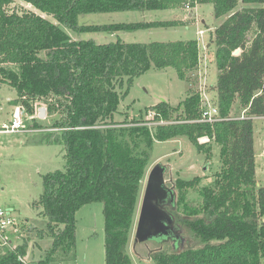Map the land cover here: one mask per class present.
<instances>
[{
	"label": "trees",
	"instance_id": "obj_1",
	"mask_svg": "<svg viewBox=\"0 0 264 264\" xmlns=\"http://www.w3.org/2000/svg\"><path fill=\"white\" fill-rule=\"evenodd\" d=\"M19 1L25 5L16 7L14 0H0V86L15 90L17 98L11 102L25 107L29 116H36L41 104L50 112L62 100L63 118L53 127L73 128L49 132L37 142L63 145L66 166L64 171L44 176V193L33 204L42 207L48 219V230H38V236L48 235L53 241L47 257L34 264H59L72 256L77 240L75 215L91 203L103 206L105 264H132L128 244L153 143L180 136L208 157V143L217 145L221 170L214 187L201 189L202 199L195 206L186 200V192L198 188L200 177L179 181L182 194L177 206L182 211L177 221L189 235V246L179 252L169 243L151 251L149 258L156 264H264V186L257 184L253 118L264 117V0H193V8L214 4L215 17L227 16L211 40L219 74L213 87L218 93L214 106L222 120L214 124L197 121L205 100L196 90L177 106L163 101L147 107V116L156 114L153 121L168 122L156 127L139 126L148 121L145 117L131 123L115 121L125 97L121 87L127 92L141 75L168 68L188 81L202 64L198 40L127 43L118 39L98 44L78 41L67 29L77 34H114L175 28L183 22L87 26L79 18L175 10L188 0ZM239 5L251 6L237 9ZM236 50H240L238 55ZM237 102L247 111L245 119L233 117ZM33 121L34 127H42L39 118ZM200 138L209 141L200 143ZM27 248L26 242L0 255V264H26L22 260Z\"/></svg>",
	"mask_w": 264,
	"mask_h": 264
},
{
	"label": "rangeland",
	"instance_id": "obj_2",
	"mask_svg": "<svg viewBox=\"0 0 264 264\" xmlns=\"http://www.w3.org/2000/svg\"><path fill=\"white\" fill-rule=\"evenodd\" d=\"M16 7H21L19 0H14ZM251 6V5H250ZM249 5H239L237 9L250 7ZM30 7V6H28ZM184 12V7L177 8ZM196 16L194 25L182 23L175 28L157 27L152 30H142L134 33L120 32V36L125 42L129 43H153V42H176L177 40H198L201 47L202 64L189 75V80H182L175 70L168 68L165 70H151L138 79L125 92V86L121 87L120 94L125 95L119 105L115 115V121L129 123L136 120L148 118L145 109L155 106L159 102H169L172 106H177L185 100L190 92L204 91L211 94L208 98L214 103L215 95L213 84L218 79L216 67L215 44L211 49L212 33L214 29L222 24L227 16L222 18L215 17L214 4H197L195 7ZM52 20L46 14H42ZM174 15L169 11H157L154 13L143 12H119L100 15H82L79 18L82 25H101L119 23H138L148 20L174 21ZM191 19V18H190ZM198 30H205L203 39L197 35ZM67 31L78 41L95 40L98 44L110 43L117 39H110V34L106 32H82L77 34L69 29ZM206 48V50H205ZM207 77V79H206ZM218 95V93H217ZM17 94L9 85L0 86V126L7 124L11 118V112L16 108L11 100H15ZM52 103V102H51ZM62 100L55 102V108L47 111V118L40 121L42 127L53 126L63 118ZM39 105V103H37ZM36 104V105H37ZM214 106V105H213ZM48 108L46 105L37 107ZM236 114H241L238 102L234 105ZM29 115L26 113V117ZM247 117V116H245ZM151 122V121H150ZM27 124L34 126V121L29 120ZM255 129V148L257 166V184L264 186V117L254 121ZM42 134L28 133L0 135V206L7 210H13L17 227H12L7 232V237L12 241V246L16 247L27 242V254L24 258L26 264H34L40 259H45L51 250L52 237L45 235L43 238L38 236V230L47 231L48 219L44 216L42 207H35L33 204L40 200L44 193L43 178L49 172L57 170L64 171L66 166L65 149L63 145H42L40 141ZM209 140L200 138V143H207ZM211 155L207 152H199L187 139L180 136L168 141L155 140L152 146L150 165L146 177L142 183V193L138 200L137 212L134 221V229L131 241L128 244V254L132 264H156L149 257V253L158 250L164 244L155 241H147L135 247L134 239L137 230L141 203L143 200L147 178L152 168L162 163L168 169L166 174L167 186L176 188L177 196L182 194L178 187L180 180H193L200 177L201 181L197 189L186 192V200L193 206L198 204L201 199V189L203 187H214L216 175L221 170L220 149L213 143H208ZM101 203L86 204L76 215L77 240L76 248L72 256L59 264H105L106 245L104 215ZM182 211L181 208L178 210ZM185 238L189 235L185 232ZM192 243V242H191ZM62 257L57 255V259Z\"/></svg>",
	"mask_w": 264,
	"mask_h": 264
},
{
	"label": "water",
	"instance_id": "obj_3",
	"mask_svg": "<svg viewBox=\"0 0 264 264\" xmlns=\"http://www.w3.org/2000/svg\"><path fill=\"white\" fill-rule=\"evenodd\" d=\"M239 52L240 50H236L234 54L238 55ZM37 116L42 120L46 119L47 109L39 108ZM166 170V166L160 163L155 165L148 175L135 233V247L151 240L159 244L169 242L177 250L176 242H179V239L181 241L182 237H178L171 228V216L167 215L162 206L166 200L170 204L174 203V192L165 187ZM186 248L187 246H182L178 251Z\"/></svg>",
	"mask_w": 264,
	"mask_h": 264
},
{
	"label": "built area",
	"instance_id": "obj_4",
	"mask_svg": "<svg viewBox=\"0 0 264 264\" xmlns=\"http://www.w3.org/2000/svg\"><path fill=\"white\" fill-rule=\"evenodd\" d=\"M192 2L193 0H188L183 6L184 10H186L187 12H192L195 8V7L194 8L192 7ZM205 33H206L205 30L197 31V35L200 39H203ZM201 92L203 93L202 96H203V99L205 100V103H204V109L202 110L203 111L202 117L198 119L197 121L210 123V124H214L217 121H221L222 118L220 116V111L218 110L217 106L210 105L208 101L207 93H205L203 90ZM46 109L48 111L47 107ZM1 111H2V108L0 107V112ZM26 113H27V110L25 107H23L22 105L16 106V108L11 112V115H10L11 118L9 122L7 124H3L2 126H0V135H10V134L28 135V133H32V132L37 133V134L46 135L49 132H62L66 130H73V128H55L53 126H47V127H41V128H37L32 125L30 126V124H27L29 120H34L35 118H39V117L37 115L36 116L28 115L26 117L25 116ZM155 115H156L155 113L151 112L148 118L151 117L152 120L147 119L148 121L143 122L140 125L139 124L138 125L156 127L159 125L168 124V122L164 120H159L158 122L153 121V119L155 118ZM245 116L246 114L244 113L242 116L237 117V118L245 119L246 118ZM253 118L262 119L260 117H253ZM138 125L129 124L126 126H138ZM103 127H106V126H96L95 128L102 129ZM263 156H264V150H263ZM17 225H18L17 220L15 219L13 210H7L3 208L2 206H0V255L9 253L15 250V247L12 246V241L9 240V238L7 237V232L10 230V228L17 227ZM22 261L25 262V260H22Z\"/></svg>",
	"mask_w": 264,
	"mask_h": 264
},
{
	"label": "crops",
	"instance_id": "obj_5",
	"mask_svg": "<svg viewBox=\"0 0 264 264\" xmlns=\"http://www.w3.org/2000/svg\"><path fill=\"white\" fill-rule=\"evenodd\" d=\"M194 10H195V8H194ZM192 11V12H187L186 10L184 11V12H180V10H178V9H175V10H163V11H169L170 12V14L171 15H174L175 17L174 18H176L175 20H179V21H181V22H183V23H188L189 22V24H191V25H194V17L196 16V12L195 11ZM157 11H162V10H156V11H146V12H143V13H154V12H157ZM191 18V19H190ZM174 20V21H175ZM144 22H154V21H152V20H146V21H144ZM129 24H132V23H129ZM147 30H152V29H146V31ZM138 31H142V30H138ZM138 31H136V32H138ZM120 32H126V31H120ZM120 32L119 33H114V34H110L109 36H110V39H112V40H115V39H122V40H124V38H122L119 34H120ZM127 33H134V32H127ZM190 40H192V39H190ZM112 42H116V41H112ZM127 43H129V42H127ZM199 46H200V44H199ZM208 49H211V44H209L208 46ZM200 49H201V47H200ZM219 76V75H218ZM218 80V79H217ZM216 82L217 81H215V83L213 84V87L215 86V84H216ZM214 92V97H215V100H214V103L212 104L211 103V100H209L208 99V101H209V103H210V105H214L215 103H216V101H217V97H218V95H217V92L216 91H213ZM210 97V99H211V94L210 93H208V98ZM238 106H239V104H238ZM239 108H240V106H239ZM241 109V108H240ZM241 114H236L235 113V111L233 112V117H240V116H242L244 113L246 114V110H242L241 109ZM257 119H259V118H254V120H257ZM263 154V153H262ZM149 258V257H148Z\"/></svg>",
	"mask_w": 264,
	"mask_h": 264
},
{
	"label": "flooded vegetation",
	"instance_id": "obj_6",
	"mask_svg": "<svg viewBox=\"0 0 264 264\" xmlns=\"http://www.w3.org/2000/svg\"><path fill=\"white\" fill-rule=\"evenodd\" d=\"M167 171H168V169L166 170L165 177H166ZM165 187H167L170 190V192L171 191L174 192V203L170 204L166 200V202L164 204H162V206H163L165 212L167 213V215L171 216V218H172L171 228H173V231L176 232V235L178 237H180V238L182 237L181 241L179 239V242H176L177 243V250H179V249H181L182 246H187V247L189 246V245H187V239L185 238V229L182 228V226L179 225V223L177 221V217L179 215V211H178L179 208H178L177 204H178L179 198L177 196L176 188L173 189V188H170L167 186L166 178H165ZM143 198H144V196H143ZM142 202H143V200H142Z\"/></svg>",
	"mask_w": 264,
	"mask_h": 264
}]
</instances>
